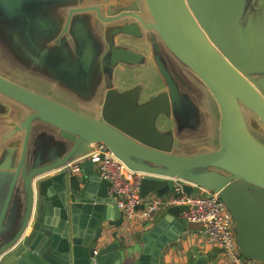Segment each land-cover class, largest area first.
Masks as SVG:
<instances>
[{"label": "water", "instance_id": "water-1", "mask_svg": "<svg viewBox=\"0 0 264 264\" xmlns=\"http://www.w3.org/2000/svg\"><path fill=\"white\" fill-rule=\"evenodd\" d=\"M103 2L0 0V27L25 25L23 32L13 26L11 45L24 61L50 69L35 72L38 87L0 71V264H160L165 246L184 232L178 206L161 219L153 245L111 240L109 227L124 216L103 190L107 181L95 199L93 179L59 171L96 142L133 170L185 180L188 194L193 184L216 193L234 217L240 253L264 264V143L250 128H264V0ZM120 35L149 42L163 78V90L144 101L141 82L115 85L119 64L148 62L131 41L117 42ZM46 80L65 92L47 89ZM204 90L217 120L197 131ZM159 116L173 126L159 128ZM178 117L188 128L175 124ZM197 133L216 135L218 145L199 149L191 144ZM172 188L171 180L144 177L141 195Z\"/></svg>", "mask_w": 264, "mask_h": 264}, {"label": "built area", "instance_id": "built-area-1", "mask_svg": "<svg viewBox=\"0 0 264 264\" xmlns=\"http://www.w3.org/2000/svg\"><path fill=\"white\" fill-rule=\"evenodd\" d=\"M90 160L99 175L107 181L108 193L115 197L119 209L126 220H150L162 207H179L182 218L203 224L208 243L218 246L229 264H253L251 259L244 257L238 248L233 230L234 217L226 203L213 191L205 190L204 194H188L184 189L185 180L155 176L136 171L117 157L107 144L96 142L90 152L71 159L59 171L78 174L82 171V163ZM144 177L168 179L173 182L171 193L167 196L151 192L148 196L141 195V183Z\"/></svg>", "mask_w": 264, "mask_h": 264}, {"label": "crops", "instance_id": "crops-1", "mask_svg": "<svg viewBox=\"0 0 264 264\" xmlns=\"http://www.w3.org/2000/svg\"><path fill=\"white\" fill-rule=\"evenodd\" d=\"M122 1H128V0H117L115 2H107L106 0H104L103 3L105 6H110L112 4L122 3ZM124 39L131 41V43H133L136 49L142 50L147 55L148 63L150 64V66L155 64V62H153V53L149 42L143 41L138 37H134L130 35L118 36L117 42H121V40ZM136 66L139 65H135L134 67ZM119 67H122V65L119 64L117 68ZM154 67L158 71L157 66L155 65ZM138 83H140V81L136 83H129L124 86H119L117 84L115 85L119 89L125 90L130 87H133ZM150 96L147 94H145L144 96L142 95L141 100L144 101L148 99ZM160 117H165V116H159V118ZM159 120L160 119H158V121ZM165 121L167 123H170L171 119L166 118ZM58 172L59 171L51 172L47 174L45 178L51 177L52 175ZM79 174L80 177L83 178L86 182H88L90 179L94 180V184L92 185V192H93L92 198L98 199L101 196L103 190L106 189L108 191V185L103 190L101 189L100 184L102 185L104 180H102L99 177L96 168L92 162H87V173H85L82 169V171ZM170 193L171 190H167L162 195L166 196L169 195ZM48 200H49V204L47 205V208L51 212H53L54 207L50 203L49 198ZM170 208H174V207L167 206L160 208L159 211L150 220L139 219V220L125 221L124 219L123 223L121 224H118V220H115L118 226L114 225L112 227H109L113 231V237H111V240H118L120 242H140L141 244H144V242H148L149 244L153 245L160 238V231L162 229L159 228L158 225L161 223L160 222L162 221L161 219L169 215L168 210ZM173 210L174 209H172V211ZM50 217L51 216H48L47 218L49 219ZM175 220L182 221L184 232L180 235V237L177 240L172 241L170 244L165 246V248L163 249L160 255V264H194L196 260L201 256H204L206 258L205 260H201V262L205 264H229L228 261H226V259L223 256V251L218 246L212 245L207 242L202 223L193 222V221L188 222L180 216L179 212L175 215ZM32 227H33L32 224H30V226L27 229L26 235L31 233ZM31 259L36 260V258L34 257H31ZM13 264H30V263H27L25 261H20V262H14ZM31 264H35V263L31 262Z\"/></svg>", "mask_w": 264, "mask_h": 264}, {"label": "rangeland", "instance_id": "rangeland-1", "mask_svg": "<svg viewBox=\"0 0 264 264\" xmlns=\"http://www.w3.org/2000/svg\"><path fill=\"white\" fill-rule=\"evenodd\" d=\"M107 2H115L117 0H106ZM36 8L37 11L42 12V8L39 7ZM47 15V17L50 16V11H43ZM13 26H17L15 29L19 32H23L25 25H20L18 22L14 23ZM13 26L9 28L8 25H1L0 27V71L6 72L12 77H20L24 79L27 84L33 85L38 87L41 81L36 77L35 72L37 73H45L46 71H50L48 66L45 65H32L31 63H28L27 61H24L23 59L26 58L24 56V51L22 49H16L11 45V39H12V32H13ZM32 34L36 37V34L39 35V39H42L44 33L40 32L39 30L32 31ZM8 40V41H6ZM44 64H47L46 62H43ZM122 67H119L115 71V84L119 86H124L129 83H136L141 82L144 84V90H143V96L145 94L147 95H156L159 92H161L164 88V81L161 77L160 73L156 70L154 65L150 66L148 62L139 65V66H131V65H125L121 64ZM51 67V64H49ZM188 73V72H187ZM189 74V73H188ZM45 85L47 86V89L49 87L54 86L53 91L54 93L56 91H62L65 92V90L61 89L58 84L54 83L51 80H46ZM205 89V88H204ZM96 95V94H95ZM91 96V95H90ZM94 97V96H92ZM67 101H70V97L67 95ZM200 108L198 109V124L195 126V130L199 131L201 129H205L206 127H213V123L217 120V114L218 106L214 99V97L211 95V93L208 90H204L203 94H200ZM206 109V110H205ZM159 121L157 120V126L159 128L161 127H167L169 124V127L173 126V120L170 123H167L165 121L166 117H160ZM179 117L176 120L175 124H186L188 128V123L180 122ZM211 126H210V125ZM251 130L253 134L257 137L258 140L262 141L264 143V128L257 125V123H250ZM259 124H262L259 122ZM215 131L218 132V128L215 127ZM182 129L179 130L178 135L181 136ZM192 140H195L191 144L195 145L196 147H199V149L204 148H213L216 147L219 143V139L217 136L213 135H204L197 133L193 136H191ZM178 144V141H176ZM153 193V192H152ZM195 194H204V191H202L200 188L195 187L194 189ZM167 196V195H166ZM185 219V218H184ZM189 222V220L185 219Z\"/></svg>", "mask_w": 264, "mask_h": 264}]
</instances>
